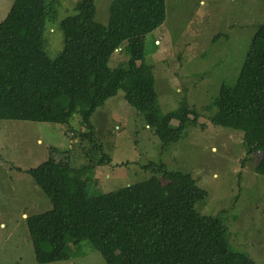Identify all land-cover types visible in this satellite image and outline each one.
Here are the masks:
<instances>
[{
    "label": "trees",
    "instance_id": "16d2710c",
    "mask_svg": "<svg viewBox=\"0 0 264 264\" xmlns=\"http://www.w3.org/2000/svg\"><path fill=\"white\" fill-rule=\"evenodd\" d=\"M57 8L58 0H14L0 22V121L69 128L77 116L80 142L90 145L81 150L85 163L78 168L69 156H50L24 171L51 204L50 210L25 217L36 263L74 258L86 241L106 264H254L227 247V209L215 216L198 212L207 192L190 174L149 162L143 169L151 175L144 181L108 193L88 192L95 167L110 162L93 137L90 118L119 90L162 150L198 125V112L185 98L176 109L160 112L152 66L145 61L144 37L164 22V0H110L105 25L94 19V0H78L74 14L59 22L63 45L51 58L42 33L46 21L57 19ZM117 50L125 51L127 60L122 68H110ZM206 109H213L212 125L250 135L254 145L248 154H258L254 171L264 175V23L251 36L235 81L221 83ZM99 152L97 159L93 154Z\"/></svg>",
    "mask_w": 264,
    "mask_h": 264
},
{
    "label": "rangeland",
    "instance_id": "374dc122",
    "mask_svg": "<svg viewBox=\"0 0 264 264\" xmlns=\"http://www.w3.org/2000/svg\"><path fill=\"white\" fill-rule=\"evenodd\" d=\"M78 0H58L57 19L46 21L42 33L46 54L54 58L62 49L59 22L74 14ZM14 0H0V22ZM110 0H94L96 22L105 25ZM165 20L144 37V54L152 66L160 112L178 107L183 98L198 112V125L187 127L180 140L161 149L138 111L119 90L90 118L94 138L110 162L96 166L89 194L108 193L141 182L151 172L143 166L162 162L172 173L190 174L207 192L199 213L224 215L225 241L230 251L243 253L254 264H264V175L256 174L257 153H249L250 135L223 129L210 122L207 105L221 83L232 84L239 72L251 36L264 23V0H164ZM125 51H115L110 68H122ZM171 124L176 125V121ZM0 121V264H38L25 217L51 209L49 200L25 170L52 156L72 167L84 164L77 116L68 124ZM54 148L53 150H51ZM69 150V152H66ZM100 158L101 153L93 154ZM243 162V163H242ZM163 183L167 181L161 179ZM173 183L179 185L176 180ZM79 255L48 264H106L88 242Z\"/></svg>",
    "mask_w": 264,
    "mask_h": 264
}]
</instances>
